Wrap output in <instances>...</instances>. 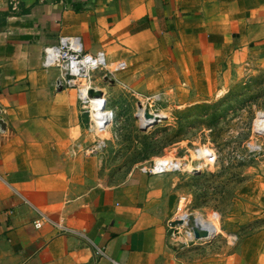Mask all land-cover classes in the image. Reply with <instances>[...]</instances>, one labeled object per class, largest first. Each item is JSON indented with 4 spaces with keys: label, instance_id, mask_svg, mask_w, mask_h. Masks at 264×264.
<instances>
[{
    "label": "crops",
    "instance_id": "obj_1",
    "mask_svg": "<svg viewBox=\"0 0 264 264\" xmlns=\"http://www.w3.org/2000/svg\"><path fill=\"white\" fill-rule=\"evenodd\" d=\"M65 36L104 51L129 90L184 76L199 94L222 64L264 71V0H0V264H264V166L261 227L219 259L172 244L156 177L116 181L100 154L73 155L88 140L77 91L43 68Z\"/></svg>",
    "mask_w": 264,
    "mask_h": 264
},
{
    "label": "rangeland",
    "instance_id": "obj_2",
    "mask_svg": "<svg viewBox=\"0 0 264 264\" xmlns=\"http://www.w3.org/2000/svg\"><path fill=\"white\" fill-rule=\"evenodd\" d=\"M114 66L96 72L87 84V89L104 92L110 125L96 126L85 113L89 105H81L88 148L78 151L100 154L116 181L139 171L156 177L157 203L171 221L186 199L191 212L203 215L208 219L204 222L221 233L211 243L188 247L197 248L198 256L222 258L262 224L254 190L264 166V138L254 129L264 113V71L225 63L209 75V84L199 94L185 85L192 82L184 76L172 86L142 93L119 83L120 68ZM197 105L206 107L188 111ZM155 117L159 122L151 126ZM90 120L105 131L90 130ZM209 152L213 156L205 159ZM164 158L186 164L181 163V172L160 178L148 174L154 162ZM232 235L238 238L234 245L228 240ZM208 246L214 250L208 251Z\"/></svg>",
    "mask_w": 264,
    "mask_h": 264
},
{
    "label": "built area",
    "instance_id": "obj_3",
    "mask_svg": "<svg viewBox=\"0 0 264 264\" xmlns=\"http://www.w3.org/2000/svg\"><path fill=\"white\" fill-rule=\"evenodd\" d=\"M35 1L44 4L57 3L60 0ZM107 67L108 61L105 52L99 51L96 54L87 52L84 49L80 37H60L57 45L47 46L44 49L43 68L46 70L55 69L59 72V77L56 82V86L59 89H75L77 91L80 104L84 105L85 108L89 105V109L86 108L87 110L85 111V113L89 114V118L90 101L87 94V84L92 81L93 75L96 72L105 70ZM155 98L160 99L158 96ZM90 122V130L105 131L94 128L91 120ZM254 133L258 137L264 138V113L258 116V120L255 123ZM101 145H104V143L100 144V148ZM252 149L254 151L256 148ZM71 150L74 156L78 155L77 144L72 143ZM211 156H213V153L209 152L205 159L210 158ZM181 163L186 164L183 159L164 158L157 160L149 170V174L153 176H165L181 172L183 169ZM180 205L179 214L169 223L168 226L170 238L174 246L185 248L192 244L211 243L220 236L221 233L217 231L214 225L203 223L204 220H208L207 218L201 214L193 213L188 209L189 202L186 201V199H182ZM41 226L42 221L35 222L36 228H41ZM55 226L62 233L72 232L70 229L66 228L63 223H55ZM204 233L205 236H203ZM237 239L238 238L235 235L228 237V240L233 245L236 243Z\"/></svg>",
    "mask_w": 264,
    "mask_h": 264
},
{
    "label": "bare ground",
    "instance_id": "obj_4",
    "mask_svg": "<svg viewBox=\"0 0 264 264\" xmlns=\"http://www.w3.org/2000/svg\"><path fill=\"white\" fill-rule=\"evenodd\" d=\"M92 88H93V86H92ZM91 89H87V94H88V98H89V101H90V106H91V109H92V111L90 109V115H91V118H93L92 120H95L94 122H95L96 126L104 128L111 121L110 119H109L110 121L106 120V119H108L110 117H109V114L107 113V110H106V105L104 103V96L103 97H96V96L89 95V91H91ZM92 90H95L97 92L101 91V90L96 89V88L92 89ZM156 119L159 120L158 117H155V119H153V120H156ZM104 120H106V121H104ZM191 222H192V220H191ZM203 223H205V222L203 221Z\"/></svg>",
    "mask_w": 264,
    "mask_h": 264
},
{
    "label": "water",
    "instance_id": "obj_5",
    "mask_svg": "<svg viewBox=\"0 0 264 264\" xmlns=\"http://www.w3.org/2000/svg\"><path fill=\"white\" fill-rule=\"evenodd\" d=\"M90 95L91 96H96V97H103L104 96V92H102V91H95V90H91L90 91ZM150 111L148 110V113H149ZM150 116V115H149ZM159 121H157V120H155L152 124H151V126L152 125H155V124H157ZM1 124V123H0ZM150 127V126H149ZM203 236H205V233L203 234Z\"/></svg>",
    "mask_w": 264,
    "mask_h": 264
},
{
    "label": "trees",
    "instance_id": "obj_6",
    "mask_svg": "<svg viewBox=\"0 0 264 264\" xmlns=\"http://www.w3.org/2000/svg\"><path fill=\"white\" fill-rule=\"evenodd\" d=\"M206 106H202V105H197L196 107H193L192 109H190V110H188L189 112L191 111V110H198V109H203V108H205ZM209 108V107H208Z\"/></svg>",
    "mask_w": 264,
    "mask_h": 264
}]
</instances>
